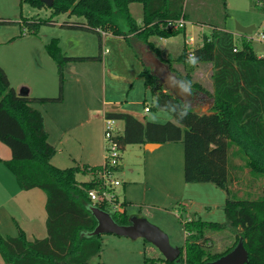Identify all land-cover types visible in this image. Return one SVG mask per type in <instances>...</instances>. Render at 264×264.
Segmentation results:
<instances>
[{
	"label": "trees",
	"instance_id": "16d2710c",
	"mask_svg": "<svg viewBox=\"0 0 264 264\" xmlns=\"http://www.w3.org/2000/svg\"><path fill=\"white\" fill-rule=\"evenodd\" d=\"M24 1L36 8L46 6L41 0ZM131 2L142 4L141 26L129 13ZM262 2L264 12V0ZM184 4L185 0H53L48 17L23 22L36 27L41 22L52 23L54 16L68 12L83 19L64 20L61 23L64 26L122 34L120 24L123 20L129 27L127 34L136 32L157 59L166 63L179 77L190 80L191 66L184 75L171 67L173 60L183 62L186 59L185 47L177 57L164 56L162 49L147 40L151 35L170 37L183 32L184 25L173 28L168 24L178 19L194 21ZM221 20L220 26L212 24L211 32L203 34L201 42L192 48L196 63H210L212 67V92L191 80L195 92L205 93L212 100L206 112L192 108L181 122H141L124 112H107L105 116L124 122L122 131L115 135L121 150L128 144L182 142L185 182H211L226 192L224 223L206 222L197 216L184 221L183 227L188 234L184 257L180 249V262L203 264L214 260L242 238L248 251L246 264H264V57H258L251 41H246L243 34H240L242 38L238 45L236 36L225 29L224 18ZM46 48L56 61L59 73L68 61L89 58L64 55L54 38ZM189 65L188 62L185 66ZM140 75L152 93L150 111L158 112L152 103L154 97H158L162 104L176 100L153 71L144 68ZM59 100L61 88L55 97L17 93L0 66V141L11 151V158L4 164L14 175L19 189L40 188L44 191L47 214L45 237L27 239L23 231L16 236L0 234L3 259L0 264H88L101 252L100 235L89 234L96 225L90 206L109 212L111 205L99 201L92 203L88 190H103L102 179L98 176L103 166H55L51 162L55 147L48 141L43 114L32 105ZM231 156L243 161L253 180L263 179L261 194L257 197H239L232 193L231 170L236 166ZM120 167L121 163L106 165L113 172L120 171ZM78 172L86 173L90 178L79 180ZM106 190L111 191V188L106 187ZM120 204L122 211L111 213L112 218L119 224H127L130 215L123 208L126 202ZM227 226L235 232L233 243L222 251L213 250L208 231L222 230Z\"/></svg>",
	"mask_w": 264,
	"mask_h": 264
},
{
	"label": "rangeland",
	"instance_id": "374dc122",
	"mask_svg": "<svg viewBox=\"0 0 264 264\" xmlns=\"http://www.w3.org/2000/svg\"><path fill=\"white\" fill-rule=\"evenodd\" d=\"M262 6V0H185L184 9H189L194 21L186 22L185 33L179 32L169 39V44L173 47L181 46L183 40L193 36L195 44L198 45L196 42L201 41L202 35L211 32L212 24L220 26L221 19L224 18L225 29L236 31L238 24L255 26L251 35V46L259 55L263 52V47L255 40L253 34L264 30ZM50 9L48 6L33 7L24 0H0V64L10 76L11 85L17 86L18 89L20 86L26 89L31 86L33 90H39L40 84L45 81L42 88L56 92V83H63L66 98L62 104L54 105L59 108L58 116L51 114L52 118L47 121L50 130L49 141L55 145L52 158L55 166L83 167L87 163H100L105 142L104 115L99 109L102 96L113 94L117 104L127 105L134 112L141 113L144 105L150 104L152 93L145 87L143 78L139 75L142 64L133 49L128 46V42L120 40L123 42L118 44L102 40L99 49L98 37L93 32L64 28L57 22H41L36 27L24 24L23 20L26 19L48 17ZM63 18L67 19L66 14L60 13L54 19L64 20ZM3 19L6 21L3 22ZM53 38L62 51L101 54L99 62L107 67L106 70L102 71L101 64L96 62H69L59 73L56 61L46 48ZM241 38V35L236 36L238 45ZM184 47L186 52L192 48L188 44ZM106 49L109 50L107 54L104 53ZM151 58L150 54H145V64L151 65ZM109 59H112L111 62ZM188 62V58L183 60L185 65ZM197 64L185 66L187 70L191 66L190 80H194L197 74L195 76L193 72L200 67L203 72L201 83L209 88L210 64ZM73 67L76 68L75 71L72 70ZM181 67L183 69V65ZM177 71L180 72V69ZM202 96L203 93H200L192 103V108L199 112L207 109ZM34 106L38 104L34 103ZM154 115L147 112L149 118L153 119ZM59 116L68 120L60 125ZM154 119L160 122L175 121L167 114L159 112ZM173 145L175 144H161L154 150H148L146 158L138 152L136 146H125L121 150L123 167L112 176L120 182L111 188V192L117 196V200L113 201L116 208L109 207V212L122 211L120 202L124 199L125 186V212L130 216L144 217L157 225L167 234L170 244L181 249V256L184 257L188 234L183 227L184 221L197 216L206 222L224 223L226 216L223 204L227 195L223 189L211 182L186 183L183 177V148L179 151L173 148ZM10 153L9 147L0 141V185H3L0 186V203L8 200V190L18 188L14 175L4 164V161L10 158ZM231 160L236 166L235 170H231L232 193L249 198L261 194L263 179L253 180L239 157L231 156ZM145 164L149 172L147 182L142 181L141 176ZM150 169L153 174H150ZM98 176L97 179L100 177ZM77 178L85 180L87 174L78 172ZM41 191L45 195L44 191ZM5 212V208L0 209V230L3 234L8 232L7 227L11 225ZM12 232H15L13 228ZM208 232L213 242L212 249L215 251L224 250L235 239V232L230 226ZM100 241V254L92 257L88 264H171L156 246L143 238L131 239L103 233L100 234ZM0 261L2 262L1 255Z\"/></svg>",
	"mask_w": 264,
	"mask_h": 264
},
{
	"label": "crops",
	"instance_id": "0c3cea01",
	"mask_svg": "<svg viewBox=\"0 0 264 264\" xmlns=\"http://www.w3.org/2000/svg\"><path fill=\"white\" fill-rule=\"evenodd\" d=\"M128 8H129V13H130L131 17L134 19L136 24L141 26L143 24V22H142V19H143V7H142V4L140 2H131V3H129ZM48 12L51 13V9ZM62 14H66V16H67L66 20H81V19H83V18L77 17L75 15H69L68 12L62 13ZM54 18H55V16H54ZM64 20L54 19V21L51 24L57 22V23H59L60 26H62L64 28L74 29V30H78V31L79 30H84V31L95 33L97 35V37H98L99 49H101V46H102L101 45V41L102 40L104 42L106 40H109V41H112V42H117L118 44H121V42H123V41L128 42V46H130L133 49L135 55L138 58V61L142 64L141 71L144 68H147L149 70L150 69L153 70V66H154L153 65V61H154V59L156 57L153 54V52L150 50V48L146 44V42H144L142 39H140V37L136 36V34H135L136 32H134V33L132 32V33H128V34H124V33H122V34H114L113 32L108 31V30H101L102 32L105 33L104 35H102L101 32L97 33V32L92 31V30L72 28V27H69V26H66V25L64 26V25L61 24ZM186 22H190V21H185L183 33H185V31H186ZM120 25L121 26L123 25V26L127 27V25L124 23V21H122ZM242 25L247 26L249 24H242ZM226 30L231 31L235 36L240 35V32H238L237 30L236 31L229 30V29H226ZM174 36L161 37V36H157V35H151V36L148 37L147 40L149 42H152L156 47L162 49L163 52H164V56L168 55L170 57H177L181 53L182 49L184 48L185 42L183 40V43H182L181 46H176V47L171 46L169 44L170 43L169 39H171ZM120 40H123V41H120ZM200 42L201 41L196 42V43H200ZM60 50H61V48H60ZM105 51L106 50H104V53H106V54L109 53L108 49H107L106 52ZM61 52L64 55H67V56L89 57L87 59H81V60L80 59H72V60L67 62V63L70 62V64H74L76 62H87V61L96 62L97 64H101L99 62V60L101 58V54H98V55L97 54H90V53L79 54V53H70V52L62 51V50H61ZM100 53H101V51H100ZM145 54H150V56H152L151 65L149 63L145 64V62H144ZM186 58H188V55H187ZM111 60L112 59H109L110 62H111ZM188 60H189V58H188ZM66 64H65V66H66ZM198 64H197V66H198ZM182 65H183V69L181 67ZM0 66L3 68V66L1 64H0ZM101 66H102V71H104V69L106 70L107 67L105 65L101 64ZM148 66H150V67H148ZM171 67L174 70H176V71L180 69L179 73L182 74V75L188 73L187 69L185 67V64L183 62L173 60L171 62ZM175 67L179 68V69H176ZM75 69H76L75 67L72 68L73 71H75ZM91 70H93V69L91 68ZM4 71H5V69H4ZM211 72H212V67H211V64H210V73L209 74H211ZM5 73H6V75L8 77V80H9V82L11 84L12 81L10 79V76L7 74L6 71H5ZM92 73L93 72L91 71V74H90L91 76H92ZM202 73L203 72L200 69V67H197L196 71L193 72V75L196 76V74H197V76L194 78L193 81H196V82L200 83L208 92H212L213 91V87H212L211 78H210V86H209V88L205 87V85L202 84L201 83L202 81L200 80V78H202ZM141 78H143V77H141ZM51 84H52L51 87L53 88L54 87V82H52ZM44 85H45V81L40 84V89L39 90L38 89L37 90H33L31 88V86H28L27 89L20 86V88H19L20 90L17 88V86H15L13 88L19 94H27L29 96H35V97H55V96H57V92H59V89L61 88V91H62L61 100L55 101V102L54 101H47V102H41V103L40 102H36L38 104V106H36V107L34 106V103H32V105L35 108H37L38 110H40L41 113L43 114L44 126H45V130L47 131L48 141H49L50 130L48 128L47 121H48V119L50 120L52 118L51 114H55L56 116H58L59 108H58V106H54V105L62 104L66 97H65V94L63 93V83H59V82L56 83V85H57L56 86V88H57L56 92H51V91L44 90V88H42ZM50 93H53V94H50ZM202 97H203L204 101L207 104V106H206L207 109L206 110H202V112H206L208 110V108L210 107V105L212 103V100L205 93H203ZM143 103H145V101ZM146 105H149V104H145L144 107ZM144 107H143V112H141V113L140 112H138V113L134 112V110L132 108L128 107L127 105H124V104H121V103L117 104V101L114 100V98H113V94H110L109 96L108 95H103L102 98L100 99V104H99V109L102 112V114L104 115V118L106 117L105 115H106L107 112H124V113L132 114L133 116H135L141 122H146L148 120L160 122L159 120H155L154 118L152 119V118L147 117V112L144 111ZM149 113L152 114V115L155 114L153 117H155L156 114H157V112H152V111H149ZM104 118H103V122H104ZM113 119H115V118H113ZM67 120L68 119H66V118L64 119L62 116H59V118H58V121H59L60 125H63L62 123H65V121H67ZM118 123H120V124H118ZM123 126H124L123 120L115 119V132L120 133V131H122V129H123ZM49 143L52 144V142H50V141H49ZM148 144L149 143H147V144H128L126 146H133V147L136 146L135 148L138 150V152H141V154H142V156L144 158L147 157L146 151L154 150L155 148L159 147L161 144H175V145H173L174 146L173 148H175L176 150H179V151H182V148H183L182 142L157 143V146H149ZM52 145L55 146L54 144H52ZM53 157H54V155H53ZM10 158H11V155H10ZM10 158H8V159H10ZM51 162H52V159H51ZM103 162H104V147H103V153H102V160H101L100 163H96V164L95 163H93V164H91V163L84 164L83 163V164L84 165H89V166H96V165H102ZM145 166H146V164H145ZM122 167H123V162H122V159H121V167L120 168H122ZM149 171H150V174H153V170L151 171V169H150ZM148 173L149 172H148L147 166H146V167H144L142 169V174H141L142 181H144V182L148 181L147 180ZM89 178H90V175L87 174V178L86 179H89ZM179 181H180V179H179ZM186 183H192V182H186ZM193 183H195V182H193ZM0 186H3V185H0ZM123 196H124L123 201L127 202L126 199H125L126 196H127V188L125 186H124V194H123ZM7 197H8L7 201L5 200V201L0 203V209L1 208H5L6 216L11 221V223L9 222V224H11V225L9 227H7L8 228L7 229L8 232H6V234H3V232L1 230H0V234H2L3 236H16V235L19 234L20 231H23V233L25 234L27 239L45 237L46 234H47V231H46V216H47V214H46V210H45L46 197H45V195H43L42 191L39 188L21 190L19 188L16 189V187H15V188H13L12 191L8 190V196ZM0 223H1V216H0ZM12 228L15 231L14 233L12 232ZM9 233H11V234H9ZM2 262H3V259H2ZM2 262L0 261V263H2Z\"/></svg>",
	"mask_w": 264,
	"mask_h": 264
},
{
	"label": "water",
	"instance_id": "95a60500",
	"mask_svg": "<svg viewBox=\"0 0 264 264\" xmlns=\"http://www.w3.org/2000/svg\"><path fill=\"white\" fill-rule=\"evenodd\" d=\"M41 1L48 7H51L53 5V0ZM254 29V25H236V30L241 34H250ZM121 30L122 33L127 34L129 27L122 25ZM153 65V73L164 84V80L167 74L172 71L166 63L160 61L157 58L154 59ZM170 92L173 94L172 91ZM198 96L199 94L195 92V96L193 97V99H196ZM148 145L157 146V143H149ZM90 210L96 219V225L89 234L100 235L103 233H112L118 236L128 237L131 239L143 238L146 241L152 243L154 246H156L158 250L163 254L166 260L170 262H175L176 264H185L184 262H180V248L172 246L169 242L167 234L163 230H161L157 225L149 222L146 218L132 215L129 216V221L127 224H119L112 218L111 213H109L108 211L100 209L94 205L90 206ZM247 262L248 251L244 247L243 239L239 238L237 243L227 253L219 256L214 260L206 261L203 264H246Z\"/></svg>",
	"mask_w": 264,
	"mask_h": 264
},
{
	"label": "built area",
	"instance_id": "2783aa9c",
	"mask_svg": "<svg viewBox=\"0 0 264 264\" xmlns=\"http://www.w3.org/2000/svg\"><path fill=\"white\" fill-rule=\"evenodd\" d=\"M185 24L183 19H178L173 22H169V26L173 28L182 27ZM254 31V30H253ZM101 34L104 35L105 33L100 30ZM246 41H251L250 34H243ZM255 40L260 42L263 47V52L258 55V57H264V30L254 32ZM185 44L191 45L192 48L196 45L195 39L193 36H189L187 40H184ZM192 48L187 50L188 58H193ZM237 47L234 48L236 50ZM107 51V49H106ZM145 112H149V105L144 107ZM115 119L111 117L104 118V162L102 164L103 170L100 172L99 176L102 179V185L104 186L102 191H98L95 188L88 190V195L92 201L95 203L97 201L104 202L106 205H111V208H116L113 204V201L116 199V194L114 192L106 190V187L113 188V186L119 185L120 182L118 179L112 178V176L116 173L111 171L109 168H106V165L115 166L121 163V147L118 144L117 140L115 139ZM121 203V202H120Z\"/></svg>",
	"mask_w": 264,
	"mask_h": 264
},
{
	"label": "clouds",
	"instance_id": "9594fccd",
	"mask_svg": "<svg viewBox=\"0 0 264 264\" xmlns=\"http://www.w3.org/2000/svg\"><path fill=\"white\" fill-rule=\"evenodd\" d=\"M196 62L195 58L189 59L190 64H195ZM164 85L173 92L176 100L166 101L162 104L158 97H154L152 100L153 106L159 113L167 114L170 118L181 122L188 117L192 109L193 97L195 96L193 82L169 72L164 80ZM178 109L179 115H177Z\"/></svg>",
	"mask_w": 264,
	"mask_h": 264
}]
</instances>
